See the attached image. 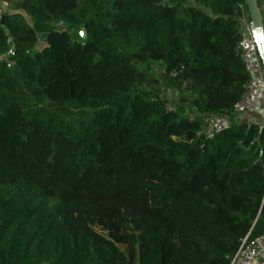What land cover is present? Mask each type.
Returning <instances> with one entry per match:
<instances>
[{"label": "trees", "instance_id": "trees-1", "mask_svg": "<svg viewBox=\"0 0 264 264\" xmlns=\"http://www.w3.org/2000/svg\"><path fill=\"white\" fill-rule=\"evenodd\" d=\"M20 7L31 24L0 11V118L24 121L0 124V264H229L264 234V125L203 129L250 78L245 0Z\"/></svg>", "mask_w": 264, "mask_h": 264}, {"label": "built area", "instance_id": "built-area-1", "mask_svg": "<svg viewBox=\"0 0 264 264\" xmlns=\"http://www.w3.org/2000/svg\"><path fill=\"white\" fill-rule=\"evenodd\" d=\"M9 53H12L9 50ZM236 51L250 75L244 85L238 102L229 113L210 114L204 120L205 132L211 135L236 125L241 121V115L256 110L257 102L264 101V67L259 57L257 46L251 33V26L247 11H243L239 22V40ZM177 71L172 73L176 76ZM264 256V234L248 239V235L241 239L229 264H257Z\"/></svg>", "mask_w": 264, "mask_h": 264}, {"label": "rangeland", "instance_id": "rangeland-1", "mask_svg": "<svg viewBox=\"0 0 264 264\" xmlns=\"http://www.w3.org/2000/svg\"><path fill=\"white\" fill-rule=\"evenodd\" d=\"M22 0H0V11L1 12H7L9 14L13 13H20L27 23L31 24L30 17L25 14V12L21 9ZM43 42L41 40L38 41L37 45L33 49H40L43 47ZM12 51V49H11ZM8 51L5 55H3L1 58L6 60L8 64H11L10 56H12V53H9ZM152 70L154 76L156 78L161 79L162 76V70L163 67L160 63H153L152 64ZM191 86L189 84H183V86L179 90H174L173 92L171 90H158V94L162 98V100L165 102L167 108H174L175 102L178 99L179 95L188 94L190 91ZM0 124L4 127L8 138L11 139H23V127H24V121L22 118V112L21 111H13L10 115L0 118ZM205 125V124H204ZM206 126H203L204 131L206 130Z\"/></svg>", "mask_w": 264, "mask_h": 264}, {"label": "water", "instance_id": "water-1", "mask_svg": "<svg viewBox=\"0 0 264 264\" xmlns=\"http://www.w3.org/2000/svg\"><path fill=\"white\" fill-rule=\"evenodd\" d=\"M247 13L251 26V33L257 46V51L264 67V19L257 0H245ZM80 36L86 37L84 28L80 30Z\"/></svg>", "mask_w": 264, "mask_h": 264}, {"label": "crops", "instance_id": "crops-1", "mask_svg": "<svg viewBox=\"0 0 264 264\" xmlns=\"http://www.w3.org/2000/svg\"><path fill=\"white\" fill-rule=\"evenodd\" d=\"M264 19V0H257ZM241 120L247 119L264 125V101L257 102L256 110L242 114ZM257 264H264V256L258 260Z\"/></svg>", "mask_w": 264, "mask_h": 264}]
</instances>
